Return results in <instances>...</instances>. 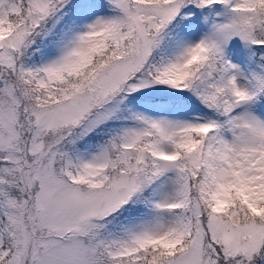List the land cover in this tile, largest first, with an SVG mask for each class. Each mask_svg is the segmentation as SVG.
Here are the masks:
<instances>
[{
  "label": "snow or ice",
  "instance_id": "1",
  "mask_svg": "<svg viewBox=\"0 0 264 264\" xmlns=\"http://www.w3.org/2000/svg\"><path fill=\"white\" fill-rule=\"evenodd\" d=\"M0 264H264V0H0Z\"/></svg>",
  "mask_w": 264,
  "mask_h": 264
}]
</instances>
